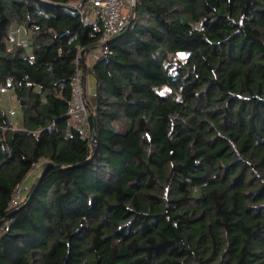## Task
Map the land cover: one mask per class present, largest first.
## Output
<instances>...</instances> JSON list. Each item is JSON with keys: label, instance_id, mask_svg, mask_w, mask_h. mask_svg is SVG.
Masks as SVG:
<instances>
[{"label": "trees", "instance_id": "obj_1", "mask_svg": "<svg viewBox=\"0 0 264 264\" xmlns=\"http://www.w3.org/2000/svg\"><path fill=\"white\" fill-rule=\"evenodd\" d=\"M74 2L0 0V85L21 118L0 102V264H264V0H136L84 63L93 158L10 207L35 164L91 153L68 100L97 37Z\"/></svg>", "mask_w": 264, "mask_h": 264}, {"label": "built area", "instance_id": "obj_2", "mask_svg": "<svg viewBox=\"0 0 264 264\" xmlns=\"http://www.w3.org/2000/svg\"><path fill=\"white\" fill-rule=\"evenodd\" d=\"M136 0H80L72 3L83 21L91 28V37H97V48L91 49L93 57L97 60L100 55L109 52V41L120 34L131 21ZM23 28L16 26L10 31L11 41L15 44H22ZM85 49L80 48L76 57L77 70L70 82V97L68 100V114L71 115L74 125L78 127L83 136L92 142L94 129L90 120L89 94L87 93V74L85 70ZM86 51V50H85ZM0 102L7 110L11 118V124L17 128L19 121L15 120L18 115V99L8 86L0 85ZM45 161L42 160L34 165L26 179L19 184L13 194L10 207H13L27 198L31 191L34 179L42 171ZM33 181V182H31Z\"/></svg>", "mask_w": 264, "mask_h": 264}, {"label": "water", "instance_id": "obj_3", "mask_svg": "<svg viewBox=\"0 0 264 264\" xmlns=\"http://www.w3.org/2000/svg\"><path fill=\"white\" fill-rule=\"evenodd\" d=\"M86 51L84 50V53ZM96 140H97V136L94 134L93 135V139H92V142L90 143V149H91V153H90V156L83 162H80V163H77L76 165H62V164H55L53 162H47L43 168H42V171L40 172V174L38 175L35 183H34V186L32 188V191H31V194L30 196L35 192V190L38 188V185L40 184L41 180L43 179V177L45 176V174L47 173V171L52 168V167H55V168H58V169H64V168H72L74 166H81L87 162H89L93 156H94V152H95V147H96Z\"/></svg>", "mask_w": 264, "mask_h": 264}, {"label": "rangeland", "instance_id": "obj_4", "mask_svg": "<svg viewBox=\"0 0 264 264\" xmlns=\"http://www.w3.org/2000/svg\"><path fill=\"white\" fill-rule=\"evenodd\" d=\"M80 1V0H79ZM23 39H24V44L27 43L29 40H28V36L26 35V33L23 31ZM181 57H184V56H181ZM95 79L94 77L91 75V74H88L87 76V92L89 95L93 94V88H95ZM15 120H18L19 122V125L21 124L20 120V113H19V118H18V115L15 117ZM18 127H21L19 126Z\"/></svg>", "mask_w": 264, "mask_h": 264}, {"label": "crops", "instance_id": "obj_5", "mask_svg": "<svg viewBox=\"0 0 264 264\" xmlns=\"http://www.w3.org/2000/svg\"><path fill=\"white\" fill-rule=\"evenodd\" d=\"M95 61H96V59L93 57V53L92 52L90 54H87L86 55V57H85V63L87 65H92ZM87 76H88V74H87ZM95 87H96V84H95ZM95 90H96V88H93V93L95 92ZM31 182H33V181H31Z\"/></svg>", "mask_w": 264, "mask_h": 264}]
</instances>
